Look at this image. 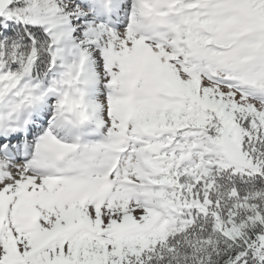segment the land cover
I'll list each match as a JSON object with an SVG mask.
<instances>
[{"label": "snow or ice", "instance_id": "snow-or-ice-1", "mask_svg": "<svg viewBox=\"0 0 264 264\" xmlns=\"http://www.w3.org/2000/svg\"><path fill=\"white\" fill-rule=\"evenodd\" d=\"M0 264H264V0H0Z\"/></svg>", "mask_w": 264, "mask_h": 264}]
</instances>
